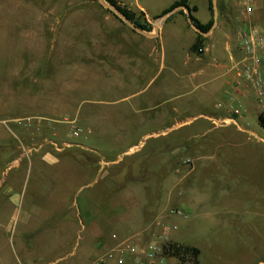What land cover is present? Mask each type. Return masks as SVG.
<instances>
[{
  "label": "crops",
  "instance_id": "1",
  "mask_svg": "<svg viewBox=\"0 0 264 264\" xmlns=\"http://www.w3.org/2000/svg\"><path fill=\"white\" fill-rule=\"evenodd\" d=\"M177 1L117 0L140 13V20L151 26L146 31L149 34H144L92 0L66 4L63 0L57 8L49 5L46 10L23 9V0H0V8H5L0 9L4 35L10 30L8 25L13 29L12 24L22 33L13 72L14 87L19 90L16 94L5 86V97L0 94V160L26 163L21 187L6 185V168H0V264H92L118 243L143 246L162 228L170 241L198 248L200 264L199 247L169 237L170 224L176 225L175 217H179L172 212L175 208H191L216 238L232 239L234 247L225 264L247 262L245 244L240 240L244 222L226 217L236 212V204L228 203L227 187L199 190L188 179L193 168L182 171L173 162L181 137L149 148L146 139L125 144L109 132L108 120L114 112L89 108L81 115L72 101L73 90L87 79L95 80L94 87L105 93L125 87L128 92H139L134 89L138 78L147 79L145 87H150L166 66L182 58V64L189 67V84L200 92L179 100L170 112L181 114V103L190 101L204 110L175 120L160 132H145L144 138L166 136L167 130L200 117L211 123L205 128L206 135L230 123L246 131L241 121L248 114L257 116L259 123L260 106L252 87L241 83L235 86L237 91L227 90L234 83L229 68L243 55L240 33L249 29L264 33V0H216L212 11L208 0H186L189 7H195L193 11L187 8L189 16L204 24L212 21L204 34L191 25L181 5L163 13ZM248 3L253 6L251 12L245 11ZM198 34L205 38L199 54L191 50ZM171 72L175 70L171 68ZM160 91V86L154 90ZM133 94L101 102L112 104ZM232 104L246 112L234 117ZM129 110L136 111V104L128 105L124 114ZM58 111L72 114L71 119H63L71 130L75 121L82 120L91 130L96 127V134L82 140L62 139L61 143L45 137L37 140L38 122H30ZM125 117L121 128L128 130L134 123ZM224 118L235 122L222 123ZM23 120L27 125L18 126L16 134L10 123L19 125ZM11 133L17 144L9 142ZM227 137L232 135L226 132L223 139ZM225 141L232 143L233 139ZM117 145L126 147L116 151ZM26 180L31 182L29 186H24ZM42 251H49V258L43 259ZM168 259L178 264L175 257ZM106 262L115 264L114 259ZM253 264H264V260L258 258Z\"/></svg>",
  "mask_w": 264,
  "mask_h": 264
},
{
  "label": "rangeland",
  "instance_id": "2",
  "mask_svg": "<svg viewBox=\"0 0 264 264\" xmlns=\"http://www.w3.org/2000/svg\"><path fill=\"white\" fill-rule=\"evenodd\" d=\"M62 1L23 0V9L46 10L50 6L57 8L56 4ZM92 1L101 6L97 0ZM67 2H70V0H64L65 4ZM1 24L2 22L0 21V85L2 87L0 88V94L3 98L5 97L3 94L6 93L3 87L8 86V89L11 92H16V94V90H19L14 87L16 75L13 72L18 66L16 59L19 56L20 49L17 44H19L18 40H20L22 33L20 27H14L12 24L13 29L8 25L10 30L4 35V29ZM171 68L175 72H171ZM189 72V67L184 66L182 58H180V62H176L175 65L166 66L150 87H145L147 79L138 78L134 89H137L136 91L140 90L139 92H128L129 90H125L128 87H125L117 92L105 93L94 87L95 80L87 79L83 81L81 87L73 90L76 92L73 93L75 98L71 99L74 106L78 110L80 109L81 115L89 108H101L100 110L114 112V116L108 120L110 126H112L109 132H111L113 137H120L125 141V144L137 143L139 140L144 141L146 139V148H149L164 140L181 137L183 139L181 144L176 146L179 151L173 154V162L176 167L182 171L192 167L193 171L189 174L188 179L199 190L223 184L227 187L228 203L236 204L234 207L236 212H230L226 214V217L244 222L240 232V240L245 244L244 255L247 262L244 264H253L258 258L264 260V141H260V139L264 138V128L258 123L257 116L248 114L241 121L246 131L238 130L237 125L230 123L223 124L220 129L206 135V132H204L205 128L210 127L211 123L200 117L195 118L191 123L182 124L167 130L166 133L168 134L166 136L157 134L146 135V138H144L143 134L145 132L146 134L153 131L160 132L162 129L172 125L175 120L185 119L191 114L204 110L200 104L190 101L188 104L184 103L182 105L181 103V114L170 112L173 106L179 105V100L185 101L186 97L193 98L196 95L195 93L200 92V89H194L192 84H189ZM158 86H160L162 92H154ZM125 93L135 94L124 100L119 99L112 104L101 102V100L111 101L118 99ZM181 93H184L185 96ZM178 94L179 97L177 96ZM176 96L177 99L175 100ZM171 97L174 98L170 99ZM131 104H136V111L129 110L128 113L124 114L128 105ZM166 110L169 113H165ZM206 111L209 110L206 109ZM52 114L30 122L29 125H35V121L38 122L36 124L38 129L37 140L45 137L61 143L62 139L82 140L85 136L90 137L96 134V127L91 130L89 125L83 124L82 120H80L78 122L75 121V125L81 131L77 136L73 135L71 124L63 120L65 118L71 119L72 114L68 113V111H58ZM125 115L129 117V121L131 120L134 123L128 130L121 128V125L126 120ZM27 122L23 120L19 122V125L14 126L10 123V126L18 134L19 130L17 127L22 126V124L27 125ZM117 127L119 130H114ZM52 132H55L56 136H53ZM226 132L231 134L232 137L223 139ZM97 135L101 134L98 133ZM10 136L9 142H16L15 144H17V138L13 134ZM226 139H233V142L227 143ZM210 140L212 142L208 144L207 141ZM123 147L126 146L117 145L116 151L121 150ZM161 153L166 154L165 151ZM12 163L10 161L5 163L0 160V168H6L4 180L6 185L21 187V174L25 169V160L20 161V164ZM26 184L29 186L31 182L26 180L24 186ZM183 211L187 215L176 213L179 217H175L176 225L170 224L169 237L177 242L199 247L201 251L199 256L200 264H225V261L228 258L230 259L231 251L234 247V245H231L232 239L229 238L224 242L222 238H216L211 228H207L205 224L201 223V215L196 214L191 208ZM43 252H41L43 259L49 258V255H51L49 251L48 253ZM164 264H175V261L166 258Z\"/></svg>",
  "mask_w": 264,
  "mask_h": 264
},
{
  "label": "built area",
  "instance_id": "3",
  "mask_svg": "<svg viewBox=\"0 0 264 264\" xmlns=\"http://www.w3.org/2000/svg\"><path fill=\"white\" fill-rule=\"evenodd\" d=\"M253 6L247 4L246 12H251ZM243 55L235 60L229 68L234 77V83L227 90L228 93L237 91L238 84L251 86L259 103L260 114L264 115V33L256 29H249L240 33ZM231 112L234 117L242 116L246 110L240 105L232 104ZM235 122L234 118H224L222 123ZM81 131L78 127H72V134L78 135ZM264 141V138H262ZM173 213L184 214L180 208L172 210ZM166 228L155 235L153 239L143 246L134 244H121L109 249L105 256L99 257L92 264H107L108 259H114L115 264H164L169 256L165 253V247L171 244Z\"/></svg>",
  "mask_w": 264,
  "mask_h": 264
},
{
  "label": "trees",
  "instance_id": "4",
  "mask_svg": "<svg viewBox=\"0 0 264 264\" xmlns=\"http://www.w3.org/2000/svg\"><path fill=\"white\" fill-rule=\"evenodd\" d=\"M108 3H112L115 5L130 21H132L136 26L141 28L142 30L145 31H150L151 26L147 24L145 21L140 20V13H137L127 6H123L117 2V0H105ZM209 8L212 11V0H208ZM178 5H184L187 7L190 11H193L195 7H189L186 3V0H178L175 2L171 7L167 8L166 10L163 11V13L171 10L175 6ZM109 10V9H108ZM111 11V10H110ZM114 13V12H113ZM114 15L117 16V14L114 13ZM190 17L194 24L202 31L206 32L209 27L211 26L212 21L208 23H201L197 18H195L192 14H190ZM119 18V17H118ZM121 21L122 19L119 18ZM204 36L201 34H198V37L196 41L193 43L191 46V50L195 53H201L204 47ZM259 123L264 127V115L259 114L258 116ZM165 253L168 256H173L177 259L178 264H198V255H199V250L198 248L186 244H179L172 242L168 246L165 247Z\"/></svg>",
  "mask_w": 264,
  "mask_h": 264
},
{
  "label": "water",
  "instance_id": "5",
  "mask_svg": "<svg viewBox=\"0 0 264 264\" xmlns=\"http://www.w3.org/2000/svg\"><path fill=\"white\" fill-rule=\"evenodd\" d=\"M103 7L113 11L115 14H117V16L119 18H121L125 23H127L131 28H133L134 30H136L137 32H141V33H144V34H149L147 33L145 30H142L141 28H139L138 26H136L132 21H130L115 5H113L112 3H108L106 2L105 0H97ZM216 0H212V4H213V7L214 9L216 8ZM181 7H183L187 13V18L189 20V22L191 23V25L196 29L198 30L200 33L204 34L206 32H202L195 24L194 22L192 21L191 17L189 16V12H188V9L187 7H185L184 5H181ZM167 14L161 16L157 23H156V26H158V24L160 23L161 20H163L165 17H166ZM157 30V27L154 28V31Z\"/></svg>",
  "mask_w": 264,
  "mask_h": 264
}]
</instances>
